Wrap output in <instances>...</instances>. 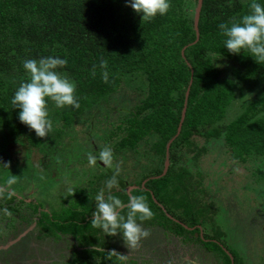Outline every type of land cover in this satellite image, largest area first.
Segmentation results:
<instances>
[{"label": "trees", "instance_id": "16d2710c", "mask_svg": "<svg viewBox=\"0 0 264 264\" xmlns=\"http://www.w3.org/2000/svg\"><path fill=\"white\" fill-rule=\"evenodd\" d=\"M248 4L249 0H201L196 31L194 18L187 13V0H171L166 15L147 22L126 6V0H0V130L9 131L12 139L22 140L30 149L45 152V144L53 136L70 130L77 119L107 101L126 77H143L145 94L128 113L125 124L108 138L123 132L114 151L135 154L142 142L153 139L151 151L161 163L144 179H148L146 184L137 182L130 192L128 181L119 175V187L112 194L125 203L129 195H142L154 215L140 222L162 228L184 242L197 241L220 255L224 264H240L236 252L218 243V229L212 230V236L203 234L201 226L211 220V212L192 199L196 180L178 165L175 155L194 146L191 137L196 136L223 139L236 162L246 163L250 158L264 161V64H257L248 52L228 53L218 28L220 23L246 14ZM209 50L233 63L231 77L222 78L221 70L208 62ZM46 56L67 60L59 71L76 84L80 107L57 111V122L49 115L51 131L39 138L19 122L11 98L20 83L30 80L23 62ZM104 71L107 81L102 78ZM241 88L259 96L225 123L227 110ZM167 153L170 166L162 176ZM112 175L101 174L96 179L105 182ZM94 187L75 190L73 199L59 212H39L37 222L35 217L39 237L59 240L67 236L76 243L79 251L66 264H89L92 259H99L100 264H121L105 250L109 240L122 239L104 236L90 223L101 186ZM12 198L5 199L6 203ZM41 206L34 208V215Z\"/></svg>", "mask_w": 264, "mask_h": 264}, {"label": "rangeland", "instance_id": "374dc122", "mask_svg": "<svg viewBox=\"0 0 264 264\" xmlns=\"http://www.w3.org/2000/svg\"><path fill=\"white\" fill-rule=\"evenodd\" d=\"M187 1V13L195 19L198 0ZM216 64L221 65L218 68L222 78L231 77V61L221 58ZM143 89V77H126L118 92L107 101L77 119L70 130L53 136L45 144V152L30 149L22 140L12 139L9 131L0 130V164L8 163V170L0 168V186L9 173L17 176L16 184L11 186L12 202L8 204L0 198V264H66L79 251L74 240L67 236L57 241L39 237L35 217L37 222L39 212L57 213L66 207L73 199L69 188L88 190L95 186L96 189L98 184L99 190L105 187L104 180L96 178L112 174L114 167L100 161L89 166V154L98 155L104 147H111L114 166L119 167L120 176L128 181V189L135 188L137 182L147 183L148 179H144L153 175L161 163L151 151L153 139L142 142L135 154L114 151V143L125 135L123 132L112 140L108 138L118 126L125 124L128 113L145 94ZM258 96L255 91L250 93L241 88L223 122L234 120ZM48 109L51 120L57 122L56 112L68 108L57 109L49 102ZM191 141L194 146L178 150L175 157L180 160L178 165L189 170L196 180L192 199L211 212V220L201 226L203 234L212 236V230L218 229L221 234L218 243L236 252L240 264H264V161L261 158H250L246 163L232 160L231 148L223 139L192 136ZM199 149L204 150L198 154ZM169 166V158L166 162L165 157L162 176ZM37 205L42 206L34 215ZM140 223L149 236L137 247L128 248L122 240L113 238L105 252L120 254L113 253L121 264H224L220 255L207 251L197 241L184 242L162 228ZM89 264H100V260L92 259Z\"/></svg>", "mask_w": 264, "mask_h": 264}, {"label": "clouds", "instance_id": "9594fccd", "mask_svg": "<svg viewBox=\"0 0 264 264\" xmlns=\"http://www.w3.org/2000/svg\"><path fill=\"white\" fill-rule=\"evenodd\" d=\"M126 6L140 16L141 21H151L158 15H166L171 6V0H126ZM249 11L239 19L230 23H220L218 28L223 39V48L228 53L238 55L248 52L257 64H264V0H249ZM222 54L212 50L207 53L208 62L212 66L221 67L216 62ZM67 64L65 58L46 56L37 59H26L23 62L25 72L30 80L20 83L11 98V104L17 111V118L36 137L48 136L52 128L49 119V102L57 109L79 108L80 104L75 95L76 84L66 73L59 71ZM106 66L105 62H101ZM102 78L107 81L108 73L104 71ZM109 168L114 167L113 175L105 181L95 196V208L91 212V224L98 228L104 236H119L128 248H135L139 242L149 236V231L142 227L140 221H147L153 217V212L142 195H129L127 203L112 194L114 188L119 187L120 170L114 166V153L111 147H104L97 154L88 155L89 166L97 162ZM0 168L8 170V163L0 164ZM9 172V171H8ZM17 176L9 173L4 184L0 186V198L7 199L12 195V185L16 184ZM70 193L75 190L69 188ZM126 214L124 213V210ZM7 214H11L4 209ZM97 251L104 252L103 248ZM116 252H109L107 255Z\"/></svg>", "mask_w": 264, "mask_h": 264}, {"label": "water", "instance_id": "95a60500", "mask_svg": "<svg viewBox=\"0 0 264 264\" xmlns=\"http://www.w3.org/2000/svg\"><path fill=\"white\" fill-rule=\"evenodd\" d=\"M200 8H201V0H198L197 13H196L195 19H194V28H195L196 31H197V25H198V18H199ZM184 112H185V110H183L181 122L183 121V118H184ZM180 126H181V123H180L179 128H178V133L180 131ZM169 145H170V143L167 145V149H168ZM167 155L168 154H166V162L168 160V156ZM131 189H133V188L127 189V192H130Z\"/></svg>", "mask_w": 264, "mask_h": 264}]
</instances>
